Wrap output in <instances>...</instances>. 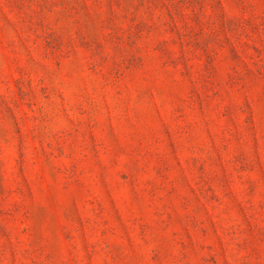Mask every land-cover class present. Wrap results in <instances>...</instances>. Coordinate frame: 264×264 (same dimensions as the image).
<instances>
[{"label":"rangeland","instance_id":"1","mask_svg":"<svg viewBox=\"0 0 264 264\" xmlns=\"http://www.w3.org/2000/svg\"><path fill=\"white\" fill-rule=\"evenodd\" d=\"M0 264H264V0H0Z\"/></svg>","mask_w":264,"mask_h":264}]
</instances>
